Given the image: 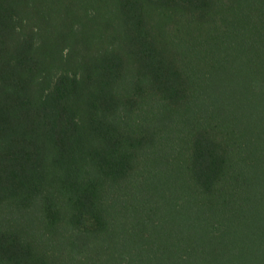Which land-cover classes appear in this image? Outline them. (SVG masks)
<instances>
[{
    "label": "trees",
    "instance_id": "1",
    "mask_svg": "<svg viewBox=\"0 0 264 264\" xmlns=\"http://www.w3.org/2000/svg\"><path fill=\"white\" fill-rule=\"evenodd\" d=\"M0 264H264V0H0Z\"/></svg>",
    "mask_w": 264,
    "mask_h": 264
}]
</instances>
